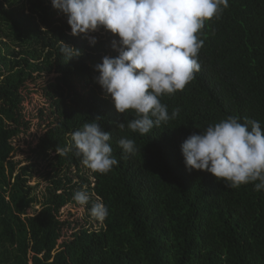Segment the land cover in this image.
<instances>
[{
	"label": "trees",
	"instance_id": "16d2710c",
	"mask_svg": "<svg viewBox=\"0 0 264 264\" xmlns=\"http://www.w3.org/2000/svg\"><path fill=\"white\" fill-rule=\"evenodd\" d=\"M60 14L51 0H0V264H264V191L186 170L180 150L190 134L228 116L264 127V0H229L219 19L205 21L200 71L183 91L161 97L178 116L146 135L117 127L135 117L117 113L94 79L102 57L117 55L118 37L101 28L91 45ZM61 41L81 54L67 61ZM44 75L54 76L41 87L49 121L22 166L18 141L31 126L23 91ZM92 121L111 132L118 160L103 175L75 149L60 154ZM124 136L134 139V154L118 146ZM51 156L59 170L81 174L78 190L85 186L90 201L109 208L98 230L63 219L76 192L67 176L54 173L42 202L31 196L28 169Z\"/></svg>",
	"mask_w": 264,
	"mask_h": 264
},
{
	"label": "clouds",
	"instance_id": "9594fccd",
	"mask_svg": "<svg viewBox=\"0 0 264 264\" xmlns=\"http://www.w3.org/2000/svg\"><path fill=\"white\" fill-rule=\"evenodd\" d=\"M51 5L66 16L72 36L88 37L94 45L96 39L89 34L103 28L118 37L112 42L117 55L102 57L94 66V79L117 113L135 117L117 127L146 135L178 116L180 109L169 114L161 97L183 91L195 79L204 43L198 33L205 21L221 17L229 0H51ZM61 52L67 61L81 54L63 42ZM110 140L111 132L88 122L71 133V143L60 154L75 149L91 172L107 174L118 165ZM117 144L124 153L137 151L134 139L126 136ZM180 150L186 170L206 171L228 188L252 183L255 191H264V127L257 120L242 123L228 116L190 134ZM90 198L86 188L73 195L80 206ZM89 211L99 223L109 216L100 200Z\"/></svg>",
	"mask_w": 264,
	"mask_h": 264
},
{
	"label": "rangeland",
	"instance_id": "374dc122",
	"mask_svg": "<svg viewBox=\"0 0 264 264\" xmlns=\"http://www.w3.org/2000/svg\"><path fill=\"white\" fill-rule=\"evenodd\" d=\"M60 16L64 20H66V16L64 14L61 13ZM89 35L98 38L102 35V33L100 32V30H98L97 32L91 33ZM16 51H18V49H16ZM53 78L54 76L44 75V77L37 80V83L41 84L40 87H34L33 84H30L29 88L23 91V103L21 105L22 113L25 122L31 124V126L30 129L18 141V146L21 148L22 153L18 154L17 160L23 161L22 166H26L29 164L25 161V158H27L28 156V147L30 143H32V145H35L37 139L42 136L46 130L45 126L49 121V114L47 113L48 103L43 95L41 87H46ZM41 111L43 113H41ZM31 164H33L34 166H31L28 169L29 174L27 185L32 189L31 196L36 197L39 202L43 201L46 189L50 185L51 177L55 172H57V174L61 178L64 179V176H67L72 181V192L77 191L82 182V179L78 178V176L81 174L77 173L74 168H72L70 172H66V170H59L52 156L50 158L48 157L45 159H39L37 162L32 161ZM89 175L90 173L88 174V176ZM82 188L86 187L82 186L81 189ZM95 202H97V199L93 197L92 200L89 201L88 205L80 206L73 200L72 197V201H70L61 210L62 217L63 219H70L72 221H80V217L87 221V227L89 230H98L101 226V223L97 222L93 217H91L89 211L92 204ZM32 209L37 212L40 211L41 206L37 204L34 205Z\"/></svg>",
	"mask_w": 264,
	"mask_h": 264
}]
</instances>
